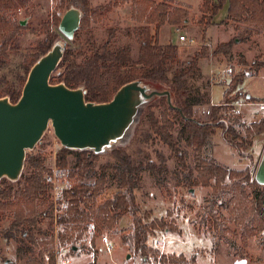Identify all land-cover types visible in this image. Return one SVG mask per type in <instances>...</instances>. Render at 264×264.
Returning <instances> with one entry per match:
<instances>
[{
	"label": "trees",
	"instance_id": "obj_1",
	"mask_svg": "<svg viewBox=\"0 0 264 264\" xmlns=\"http://www.w3.org/2000/svg\"><path fill=\"white\" fill-rule=\"evenodd\" d=\"M51 3V15L40 27L46 36L36 45L26 48L20 63L21 71L16 72L12 79L6 75L0 76V97L7 96L11 102L17 101L30 67L60 37L57 25L62 12L70 5L79 7L83 12L80 26L73 39L67 40L63 56L50 76V83L63 82L69 88L82 86L86 90L85 99L92 102L110 100L122 84L135 79L149 82L160 90H168L172 106L163 95L154 97L140 110L147 112L152 138L167 146L189 188H210L203 223L214 236L217 239L228 235L237 237L242 246L236 250L240 256L245 252L248 240L253 237L264 250V186L255 181L248 166L229 168L204 154L211 135L217 129L221 130L223 140L241 154L251 147L255 136L264 132V116L258 121L245 124L239 113L223 110L226 103L237 102L242 97L248 102L256 101L238 89V83L243 78V74L238 73L225 87L221 101L210 105L208 120L194 117L197 105L210 104V93L204 91L206 87L188 86V80L200 74L199 61L207 56V48L201 46L193 52L186 64L174 66L178 61V46L158 43V31L162 25L170 24L178 28L185 26L182 22L189 13L185 5L171 0H131L130 18L139 24L134 31L139 44L138 58L134 62L128 45L110 48L113 30L104 43L91 46L89 53L75 50L71 46L72 42L78 40L80 32L100 22L117 2L108 1L96 6H91L89 0H51ZM226 3V19L235 23L236 36L240 42L264 31V0H202L198 22L204 25L203 32L208 26L216 24L213 17ZM27 4L28 0H0V69L7 67L11 53L18 52L16 39L24 28L20 20L12 18L8 12ZM151 25H154L153 33ZM233 42L229 40L217 44L213 55L229 54ZM240 60L241 64H246L245 59ZM262 67L264 53L251 62L249 69L257 74ZM154 109L158 112L155 113ZM180 142L191 149V166L186 162V153ZM110 153L115 159L114 163L99 165L94 180L87 181L99 154L65 147L57 152L56 164L61 170L67 171L70 178V187L64 191L66 208L57 221L60 225L58 244L68 243L70 250H73L72 247L82 238L89 225H93L96 232L111 229L118 222L120 213L125 212L131 218L130 232L125 239L130 251L139 253L145 261L152 256L155 261L167 264H195L194 256L187 258L183 254L162 253L147 244L148 236L156 229L181 232L165 218L145 221V217L139 214V204L136 202L134 190L142 181L140 168L149 170L156 183L160 184L159 178L167 171L163 158L160 157L159 163L150 159L136 163L119 146L111 149ZM70 154L75 155L72 166L68 162ZM25 164L27 172L20 174L23 185L14 188L12 181L7 178L0 180V211L8 212L11 218L7 228L0 227V237L14 239L17 235L26 236L32 245L42 246L38 258L30 259L25 264H44L45 251L48 252L47 264H54V253L48 247L52 242V223L45 237L32 236V231L38 227L42 217L52 218L49 188L44 178L47 171L45 154L26 153ZM109 175L115 181L117 190L111 195H103ZM248 188L251 190L248 191ZM218 205L224 208L225 216L215 211Z\"/></svg>",
	"mask_w": 264,
	"mask_h": 264
},
{
	"label": "rangeland",
	"instance_id": "obj_2",
	"mask_svg": "<svg viewBox=\"0 0 264 264\" xmlns=\"http://www.w3.org/2000/svg\"><path fill=\"white\" fill-rule=\"evenodd\" d=\"M108 1H115L117 5L100 22L93 23L90 29L80 32L78 40L72 42L71 46L75 50L89 53L91 46L104 43L113 30L114 35L109 45L110 48L117 49L128 45L132 60L135 62L138 58L139 44L135 39L134 31L139 24L130 18L131 0H89L91 6ZM186 1L192 4V11H189L187 18L182 22L186 25L179 30L169 26L170 24L163 25L158 31V43L166 44L171 40H177V36L180 34H185L188 38L195 40L194 44H183L178 41L179 56L174 66L186 64L193 52L201 46L207 48L205 57L207 63L202 61L201 65L207 73L201 69L200 74L188 80V86L208 87V90L205 88L204 91L210 92V104H218L231 78L238 73L243 74L242 80L238 83V89H241L243 93L252 94L256 101L248 102L242 97L237 102L226 103L223 110H227L228 113L229 111L239 113L245 124L258 121L264 116V109H260L256 103H264V67L257 74H253L249 66L255 58L264 53V31L240 42L236 36L235 23L228 20V22L223 21L205 28V34L202 31L204 25L198 22L201 12L195 5L197 0ZM52 10L51 0H28L26 6H20L18 9L8 12L12 18L23 20L24 28L21 29V33L16 39L18 52L10 54L7 67L0 69V76L6 75L7 78L12 79L16 72L21 71L20 63L26 48L36 45L46 36L40 27L42 22L49 19ZM225 16L226 10L221 8L215 19L219 22ZM150 27L153 33L154 25ZM59 34L60 37L56 41L63 42L65 38L60 32ZM229 40H234L229 54L213 55L217 44ZM241 58L245 59L246 64H241ZM210 66L217 68L213 78L208 73ZM228 66L232 68L229 75L222 72V69ZM236 103L243 104L239 106ZM230 105L234 108L232 109ZM209 109V104L197 105L194 108V117L203 121L208 120ZM154 110L155 113L158 112L157 109ZM152 137L153 134L147 122V112L142 110L126 138L99 154L98 160L94 162L89 173L90 180H94L99 165L114 163L115 159L110 151L118 146L128 153L136 163H144L147 159L159 163L160 157H162L167 171L159 178L160 184L156 183L149 170L145 167L140 168L142 181L134 190L136 202L139 204V214L145 217V221L165 218L168 222L176 225L181 232L156 229L148 236L147 244L158 248L162 253L183 254L187 258L194 256L195 264H264V250L260 248L254 237L248 240L245 252L240 256L236 250L242 246L237 237L228 235L217 239L214 236V233L203 223V219L206 217L205 209L208 204L210 188L201 186L189 188L182 179L183 172L178 167L175 157L167 146ZM180 146L186 153L187 164L191 166V149L186 147L183 142H180ZM263 151L264 132L255 136L252 139L251 147L239 154L223 140L221 130L217 129L211 135L204 154L207 157L215 158L220 164L229 168L241 169L248 166L255 174ZM38 152L45 154L46 174L52 163L53 153L52 139L48 133L43 134L40 142L33 149L26 151V153ZM74 161L75 155H68L70 166L74 164ZM24 172H27L25 161L21 173ZM12 185L14 188L23 185L20 176L17 180L12 181ZM116 190L117 185L109 175L102 194L111 195ZM250 190L248 188V191ZM224 199H220L218 202L220 203ZM215 211L221 216L226 215L221 205L216 206ZM3 214L4 216H2ZM7 214L8 212L0 211V227L7 228L9 226L11 218ZM52 219L42 217L38 227L32 231V236L35 238L45 237L50 222L53 228ZM130 225L131 218L127 213L122 212L118 222L111 229L102 230L90 236L85 231L78 241L81 246L79 247L78 243L75 245L76 250H70L68 243L59 245L58 238L56 239L52 232V242L48 247L54 253V264H167L155 261L152 256L145 261V258L139 253L129 250L125 239L130 232ZM57 226L58 232L60 225ZM231 228L233 229L234 226L231 225ZM104 231L112 244L111 249H106L100 240L99 234ZM41 248V245H32L26 236L17 235L14 239L0 237V264H25L30 259H37L38 251ZM47 253L46 251L43 253L44 264L48 263ZM127 254H129V258H126Z\"/></svg>",
	"mask_w": 264,
	"mask_h": 264
},
{
	"label": "water",
	"instance_id": "obj_3",
	"mask_svg": "<svg viewBox=\"0 0 264 264\" xmlns=\"http://www.w3.org/2000/svg\"><path fill=\"white\" fill-rule=\"evenodd\" d=\"M82 16V10L74 5L65 9L57 25L65 40L54 42L33 63L16 102L0 97V180L19 178L26 151L40 142L49 122L62 147L101 154L126 138L141 108L154 97L165 95L172 106L168 90L141 79L122 84L105 102L87 101L82 86L69 88L63 82L50 83L67 40L73 39ZM254 179L264 186V151Z\"/></svg>",
	"mask_w": 264,
	"mask_h": 264
},
{
	"label": "built area",
	"instance_id": "obj_4",
	"mask_svg": "<svg viewBox=\"0 0 264 264\" xmlns=\"http://www.w3.org/2000/svg\"><path fill=\"white\" fill-rule=\"evenodd\" d=\"M178 41L183 44H194L195 40L192 38H188L185 34L178 35ZM217 70L216 67L210 66L208 73L211 78L214 77V73ZM222 72L229 75L232 72V68L228 66L225 69H222ZM212 84V83H211ZM260 109H264V103L256 102ZM238 105L242 103H236ZM45 133H48L52 139V163L50 164L49 171L44 175L45 181L48 184V193H49V202L51 203L52 207V220H53V234L54 237L57 239V228H58V217L64 213L66 208V200L64 198V191L70 187V178L68 176L67 171L61 170L56 164V155L57 152L61 149L62 145L56 138L53 128L49 122ZM87 181L90 180V176H88ZM87 235H93L96 233V230L93 225H89L87 230ZM100 235V236H99ZM101 242L105 245L106 249H111L112 244L109 242V238L104 231L102 234H99ZM56 248V245H55ZM57 252V248H56ZM157 264V263H156Z\"/></svg>",
	"mask_w": 264,
	"mask_h": 264
},
{
	"label": "crops",
	"instance_id": "obj_5",
	"mask_svg": "<svg viewBox=\"0 0 264 264\" xmlns=\"http://www.w3.org/2000/svg\"><path fill=\"white\" fill-rule=\"evenodd\" d=\"M171 1H173V3H179V4H184L185 5V7H186V9H188V12L189 11H192V9H191V7H192V4L191 3H189V2H187L186 0H171ZM201 2H202V0H197L196 1V7H197V10H199V6H200V4H201ZM223 8H225V10H226V15H227V3L226 4H224V6H223ZM222 8V9H223ZM200 11V10H199ZM216 16V15H215ZM215 16L213 17V21L217 24L218 23V20H216L215 19ZM223 21H225V22H228V20L226 19V16H225V18L223 19ZM185 24V23H184ZM165 25V24H164ZM186 25V24H185ZM163 26V25H162ZM161 26V27H162ZM169 26H172L173 28H176V30H179V28L177 27V26H175V25H169ZM209 27V26H208ZM207 27V28H208ZM205 32V34H206V30L204 31ZM177 38H178V36H177ZM225 42V41H224ZM169 43H173V44H176V45H178V39L177 40H171V42H169ZM202 61H204V62H206L207 63V59L206 58H202L200 61H199V67H200V70L202 69V71L205 73L206 71H204L203 70V68H202ZM207 73V72H206ZM251 76V75H250ZM212 85V84H211ZM210 89H211V87H210ZM241 90V89H240ZM242 91V90H241ZM210 93V92H209ZM248 96H252V94H250V93H248L247 94ZM212 104V103H211ZM211 104H209V105H211ZM243 104V103H242ZM240 106V105H239ZM239 110H240V108H239ZM241 111V110H240Z\"/></svg>",
	"mask_w": 264,
	"mask_h": 264
},
{
	"label": "flooded vegetation",
	"instance_id": "obj_6",
	"mask_svg": "<svg viewBox=\"0 0 264 264\" xmlns=\"http://www.w3.org/2000/svg\"><path fill=\"white\" fill-rule=\"evenodd\" d=\"M22 22V23H21ZM23 23H24V21L23 20H20V24L23 26Z\"/></svg>",
	"mask_w": 264,
	"mask_h": 264
}]
</instances>
